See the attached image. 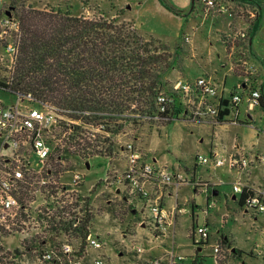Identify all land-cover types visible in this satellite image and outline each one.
I'll return each mask as SVG.
<instances>
[{"label":"rangeland","instance_id":"374dc122","mask_svg":"<svg viewBox=\"0 0 264 264\" xmlns=\"http://www.w3.org/2000/svg\"><path fill=\"white\" fill-rule=\"evenodd\" d=\"M164 1L178 10L179 14L176 15L167 11L158 0H0V16L5 15V13H9V16L12 15L11 7L15 2H24L25 6H31L37 10H60L78 16H82L79 14L83 13V16L87 18L107 17L112 19L115 18L113 16L120 15L124 10L131 14L138 13L135 16L138 29L142 34L151 36L147 38L143 37L145 35H141L143 40L153 43L154 47L166 48L170 55L174 54L176 47L180 48L174 67L165 74L166 90L170 87L171 82L179 77L189 79L203 72L212 73L216 71L218 80L221 81L226 76V95L228 96L234 91L236 95L241 96L242 92L238 89V86L242 83V80L229 73V67L231 63H237V67L233 65L234 71L236 72L240 68V73L245 74V70L241 66L243 60L250 61L252 67L256 68H261L264 65V0H259L261 8L256 2L237 0L238 3L233 8V15L235 18L242 19L249 26L243 28L238 26L234 35H219V37L216 33L219 31L220 25L213 26L209 21L204 23L197 5L192 6V0ZM135 2H145V10L143 11L139 9L140 7L134 6ZM260 9H262L261 15ZM255 24L250 49H241L247 43V36H249ZM240 28L247 32L244 40L237 35V32H241ZM6 32L5 37L2 39L4 41L0 42V56L2 58L0 59V79L7 77L9 72L6 68L8 62L3 54L2 46L4 43H11L15 40L12 30H6ZM185 36H188L189 42L184 41ZM220 41L225 42L227 54L224 45ZM230 47L234 48L231 49ZM190 49H195L194 57H191ZM262 85H264V75ZM0 102L4 105H11L15 102V97L11 93L0 89ZM243 104L241 106H244ZM239 118L240 122L244 121L242 116ZM255 123V126L252 127L259 128L261 126L259 120H256ZM185 124L180 119L170 123L146 120V122L143 121L136 126L125 128L124 133L119 136L120 142L117 146L132 143L140 148L133 140L138 137L141 142L142 138L145 137L142 133L145 132L146 137L143 139L145 147L154 151L156 157L160 159L165 155L168 164L164 166L171 170V166H174L177 163V158H179L182 172L185 173L183 168L192 171L196 154L207 155L210 143L214 144L215 141L211 136L210 128L204 126L201 129L197 126ZM162 125L163 127L160 128ZM84 128V132H88L89 135H104L97 131L96 127ZM55 132V134H59V128H56ZM72 134L75 138L78 133L74 130ZM235 134H240L241 138L250 135L249 132L243 129L240 133L235 132V130L230 133L231 137ZM261 140L264 142V138ZM70 142L73 143V141ZM113 142L115 143V139ZM101 147L99 146L98 149H101ZM103 147H105V144ZM261 147L264 148V144ZM75 149L77 150L76 146ZM67 151L60 154L62 161L59 165L60 172L68 171L63 173L64 180L68 182V176L73 172L84 176L83 182L77 188H74L75 191L72 195L68 199L65 198L66 204L69 206L68 212L75 211L78 217H81L82 213H79V211L85 208L88 209L92 218L89 224L90 233L94 237L99 236L104 241L103 251L95 253L88 251L85 243L81 244L77 237L70 240L69 243L73 246L76 257L83 256L82 264H90L91 258L97 255L103 257L105 264H149L150 261L160 259H162L161 264H166L164 256L171 253V251L174 256L185 258L182 264H192L195 259L194 251L196 250L193 241L199 238L198 235H195L192 239V231H195L198 227L206 228L209 235L208 245L220 236L232 239L234 248L239 252L240 263L264 264V258L259 255L260 252L264 251V232L261 233L264 220L261 217L254 221L249 215H241L237 205L231 204L230 216L222 224L220 214L216 210H210L208 215H204L203 196H195L192 189L180 188L177 201L187 211L176 218L173 236L170 231H167L165 237L155 239L154 236H159V234L154 233L146 224L144 228L137 227V224L141 222V212L137 211L135 200L126 199V193L122 189H117V194L115 192L116 186L111 184L112 180L110 178L113 173L110 171L117 169L118 159L110 160L101 156L79 158L75 154L72 155L73 152L68 153L69 151ZM148 158L149 161H152L154 157L148 153ZM85 164H88V167ZM107 177L109 179L106 180ZM224 189L230 190L229 186L224 187ZM223 190L216 198L217 202L220 201V197L223 198ZM228 194L230 193L228 192ZM172 198V200L175 199L174 196ZM193 201L196 205L191 217V203ZM76 202L77 209L70 207V205L74 206ZM216 207L218 209L220 204H216ZM206 216L208 217L206 218ZM205 218L207 219L206 223ZM205 224L207 225L205 226ZM135 231L136 237L134 239L138 244L147 249L150 246L153 248L151 251L147 250V252L140 255V258L127 251L126 242L123 243L121 238L122 234L134 235ZM27 245L33 246L34 244L27 243ZM0 247L5 252L10 253L9 261L14 264L35 263L31 253L12 258L14 251L20 250L17 239L4 242L0 244ZM19 252L21 253V251ZM211 253L209 247L197 252V264H214ZM63 263V259H54L51 264Z\"/></svg>","mask_w":264,"mask_h":264},{"label":"built area","instance_id":"2783aa9c","mask_svg":"<svg viewBox=\"0 0 264 264\" xmlns=\"http://www.w3.org/2000/svg\"><path fill=\"white\" fill-rule=\"evenodd\" d=\"M221 14L229 19L234 18L233 8L222 0H201L202 20ZM0 29V42L4 41L2 39L7 33L6 30H12L15 35L13 42L4 43L2 46L8 62L6 68L11 71L17 58L18 23L5 13L0 16ZM246 33L241 31L237 35L244 40ZM184 41L189 42L188 36L184 37ZM241 49H248V36L247 43ZM233 65L238 66L237 63L231 64L232 70ZM241 66L245 70L244 84L238 88L242 94L232 95L230 101H227V118L232 121L237 119V107L242 100L250 111L259 108L261 100L259 88L252 85L253 77L256 76L254 67L247 60H243ZM0 89L15 97V102L11 105L0 102V244L17 239L21 257L26 254L22 247L27 243L34 244L30 251L35 259L34 264H51L54 259H63V264H82L83 256L76 257V252L69 243L75 236L71 235V231L65 232L61 228L63 225L60 224L57 210L60 208L62 196L66 194L65 198H69L75 191L74 188L83 182L84 176L73 172L66 182L63 173L68 171L54 176V164L62 162L60 154L64 151L73 152L72 155L76 152L75 141L70 142L74 138L72 133L75 128L84 130V127L93 126L82 124L81 120L72 117L75 112L69 109L39 103L30 94L12 92L2 86ZM219 90L220 87L209 77L201 76L193 81L178 78L171 82L166 91L157 94L156 112L148 120L166 123L168 117L162 115L178 108L181 111V121L189 124H217L220 112L225 110L222 107L225 100ZM88 115V112L81 114L82 117ZM262 115L264 117V113ZM56 128H59V134H55ZM96 130L107 136L103 132V125L96 127ZM85 135L94 137L88 132ZM120 149L126 161V170L121 174H112L111 184L116 186V190L122 189L127 199L142 201L140 224H146L154 233L164 235L167 229L173 228L175 216L185 213L186 210L176 205L170 211L166 210L159 197H152L151 188H171L177 192L180 187L190 182L181 173L166 166H157L155 158L149 161L148 153L132 143H126ZM195 161L201 167L211 164L214 168H220L226 164L230 170L238 172L250 164L249 159L239 153L229 156L227 162L215 155L206 157L200 154ZM255 161L264 165V154L257 155ZM245 190L250 194L243 201V209L254 216H264V175L262 185L254 190L247 189L240 183L233 187L236 194H242ZM72 213L73 215L70 212L65 213L63 222L71 220V227L74 229L78 226L79 219L74 211ZM195 235L199 236L194 241L196 249L209 247L214 264H243L231 246L222 245L220 240L208 245L209 235L205 227L192 231L193 238ZM84 243L91 252L100 253L104 249L101 239L92 236L90 232ZM128 247L129 251L138 255L145 252V248L137 243H131ZM197 258L195 255L193 264H197ZM164 260L166 264H182L185 258L174 256L171 252ZM161 261L162 259L153 260L149 264H161ZM90 264L105 262L102 256L97 255L91 258Z\"/></svg>","mask_w":264,"mask_h":264},{"label":"trees","instance_id":"16d2710c","mask_svg":"<svg viewBox=\"0 0 264 264\" xmlns=\"http://www.w3.org/2000/svg\"><path fill=\"white\" fill-rule=\"evenodd\" d=\"M158 1L167 11L179 14L164 0ZM249 1L261 8L259 0ZM11 9V16L18 23L17 58L8 76L0 79V86L30 94L39 103L69 109L77 114L72 117L82 123L103 125L107 136L93 134V140L80 127L75 128L78 134L75 140L71 138L77 148L74 154L79 158H111L115 137L124 133L125 128L154 116L155 98L166 90L165 74L174 67L180 48L176 47L170 55L166 48L154 47L131 24L120 21V15L112 19L87 18L60 10L33 9L24 2L13 3ZM256 24L249 37L254 34ZM236 73H240V68ZM263 105L261 97L259 107ZM222 107L225 110L220 112L218 123H224L228 117V102H223ZM84 112L89 115L82 117ZM180 113V109L174 108L162 116L168 117L166 123H170L179 120ZM59 165L54 164V176L60 172ZM249 194L246 190L241 194L239 205ZM65 195L57 210L61 228L71 231L83 244L92 218L85 208L79 211L81 217L74 211L79 219L76 228L71 227V220L63 222L69 208ZM70 207L77 209V202ZM220 241L224 246L230 245L226 238ZM31 248L25 244L24 252L29 254ZM238 253L235 250L239 256ZM9 255L0 247V264H14ZM19 256L21 253L16 250L12 258Z\"/></svg>","mask_w":264,"mask_h":264},{"label":"crops","instance_id":"0c3cea01","mask_svg":"<svg viewBox=\"0 0 264 264\" xmlns=\"http://www.w3.org/2000/svg\"><path fill=\"white\" fill-rule=\"evenodd\" d=\"M222 1L224 2V4H227L232 8H234V6L238 3L237 0H222ZM239 1H241V0H239ZM144 5H145V2H141V3L135 2L134 3V6L140 7L139 9H141L143 11L145 10ZM193 5H194V7H195V5H197L198 12H200L201 0H194ZM192 10L194 11L193 7H192ZM261 12H262V9H260V15H261ZM137 14H131L129 12L127 13V11L124 10L120 14V21L125 22V23H131L134 30L143 36L145 34L141 33V31L138 29V24L136 22L137 19L135 16ZM79 15L83 16L84 14L82 13ZM113 17H116V15ZM207 21H209L213 26H215L217 24L220 25V29L216 33V34H218V37H219V35H226V36L228 34L234 35L235 34L234 32L237 31L238 26L239 27L242 26V28L244 26H249L242 19H238L235 17L233 19H229L224 14L216 15L214 17L207 19V20H204L203 22L205 23ZM240 31L245 32L244 29H241V28H240ZM143 37L149 38L151 36L145 35ZM220 42L224 45L225 51L227 54V48H226L225 42L224 41H220ZM251 42H252V37L248 36V48L249 49L251 47ZM230 48L232 49L234 47H230ZM194 52H195V49L189 50V53H191V57L195 56ZM247 62H248V64H250L252 66L250 61H247ZM222 67H224V66H222ZM255 68L256 67H254V69ZM255 72H256V76L253 77L252 85L254 88H259V90L261 92V97L264 101V93H263L264 85H262L263 75H264V65L261 68H256ZM229 73H231L235 77L242 80V83L239 86H242L244 84V81H245L244 75L245 74L236 73L234 70L231 69V67H229ZM201 76L209 77L214 83H216L220 87L219 91H220V94H221L223 100L230 101V99L232 98V95H236V93L234 91L231 94H229L228 96L226 95V93H225L226 92L225 91V79H226L225 77L226 76L223 78V80L220 81L217 78V72L216 71H214L212 73L203 72L200 75H197L196 77H190L189 79L185 78V80L193 81L196 78H199ZM179 78H181V77H179ZM243 103H246V102L244 100H242L241 103L238 104V107H237L238 114H237V119L235 121H232L231 118H227L224 123H217V124H210V123H207V124H189V123H186L184 121H182V122L188 124L189 126L190 125L191 126H197L199 128L205 126L207 128H210L211 136L213 137L215 142H214V144L210 143V147H209L207 155H203V156L209 157V156L215 155V156H218V157L225 159V162H227V159L229 156L239 153V154L245 155L249 159L250 164L246 169L238 172L236 170H230L226 164L220 168H214L211 164H207L206 166H202V167L197 166L195 158L198 154H196V156L194 158V165H193L194 167H193L192 171H189L188 169L183 168V170L185 172V173H183L182 169L180 168L179 158H177V163L174 166H171L173 171H176L178 173L183 174L187 178V180L190 182L187 185L182 186L180 188L192 189L195 196H197V195L203 196L204 197V205H205V209L203 211L204 215H208L210 210H216V212L220 214L219 217L222 221V224H224L226 222V220L228 219V217L230 216V213L232 210L231 204L237 205L238 210H239L241 215H244V216L249 215L251 217V219H253L254 221H257L258 217H261L264 220L263 215L254 216L250 212L245 211V209H243V207L241 205H239V199H240L241 194H236L233 192V187L237 183L242 184L243 187L250 189V190L256 189L257 187L262 185L263 175H264V165L255 161V157L257 155L264 154V148L261 147V145L264 144V142H262V140H261L262 138H264V117L262 115L264 113V105H263V107L255 108V109L250 111V110H248L247 104H243ZM241 104H243L244 106H241ZM241 116L243 117V120H244L243 122L239 121V119H240L239 117H241ZM256 120H259V122H261V126L259 128L252 127L253 125L255 126ZM161 127H163V125L160 126V128ZM242 129L249 132L250 135H245V137L241 138L240 134H235L234 136L231 137L230 133L232 132V130H235V132L240 133ZM142 135L146 137L145 132H143ZM119 136H117V138H115L114 153H113V156L111 158H109L110 160L118 159V161H119V163L117 164V169H113L112 171H110L113 174L123 173L126 170V166H127L126 161H125V159L122 156L121 151H120L121 145L117 146L118 143L120 142ZM144 138H142V140L140 142L139 138L135 137L133 141L135 142V144H138L140 146V148H142L146 152L153 155V157L156 159V165L157 166L167 165L168 162L165 160V155H163L160 159V158L156 157V154L154 151L145 147V144L143 142ZM200 155H202V154H200ZM226 186H229L230 190H225L224 187H226ZM180 188L177 190V192H175L171 188H163L160 190H157V188H151V194H152V197H159L161 205L163 206V208H165L168 211H170L174 205L178 206L179 208H184L186 210V208L183 205H180L177 201V194H178V191L180 190ZM222 190L224 193L223 198L220 197V201L217 202L216 198L219 197V193ZM115 192L118 194L117 190H115ZM228 192L230 194H228ZM173 193H174V195H173ZM172 195L175 197L174 200H172L173 199ZM135 202H136L137 211H141V208L143 206V202L140 200H135ZM212 203H213V206H211ZM216 204H220V207L218 209L216 207ZM195 205H196V203L193 201V203H191V217L193 216ZM215 207H216V209H215ZM185 213H183V214H185ZM183 214H177L175 216L174 226L176 224V218L180 215H183ZM207 217L208 216H206V218ZM206 218H205V223L207 222ZM206 225L207 224H205V226ZM174 226H173V228H171V229L169 228L166 230V232L170 231V233H172V236H173V232H174ZM137 227L138 228L139 227L144 228L145 225H142L139 223V224H137ZM135 230H136V227H135ZM262 230L263 231L261 233L264 232V227L262 228ZM89 232H90V230H89ZM156 234H159V233H156ZM165 236H166L165 234L164 235L160 234L159 236L155 235L154 237H155V239H157V238H161V237H165ZM97 237L99 238V236H97ZM135 237H136V231H135L134 235H127V234L121 235L123 243L126 242L125 243L126 249L131 243H137L136 239H134ZM222 237L226 238L228 240V242L230 244L229 246H231L232 250L235 252L236 249L233 246L234 245L233 240L226 237V236L225 237L220 236L218 239H215L213 243L219 241ZM192 239H193V237H192ZM101 241L104 243V241L102 239H101ZM194 241H193V245L195 246ZM152 249L153 248L151 246L148 249L145 247V252H147V250L151 251ZM195 249H196V247H195ZM129 250L130 249L128 247L127 251L129 253H133L140 258V255L136 254L135 252H131ZM201 250L202 249H198V250L196 249L194 251V255H197V252H200ZM259 255H261L264 258V251L260 252ZM166 256H167V254H166ZM164 258H165V256H164ZM239 258L240 257L238 256V259Z\"/></svg>","mask_w":264,"mask_h":264},{"label":"water","instance_id":"95a60500","mask_svg":"<svg viewBox=\"0 0 264 264\" xmlns=\"http://www.w3.org/2000/svg\"><path fill=\"white\" fill-rule=\"evenodd\" d=\"M191 3H192V6H193L194 0H192ZM7 16H9V13H7ZM85 165H86V167H88V164H85Z\"/></svg>","mask_w":264,"mask_h":264}]
</instances>
